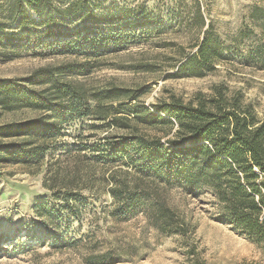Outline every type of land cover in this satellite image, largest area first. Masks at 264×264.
<instances>
[{
    "label": "trees",
    "instance_id": "trees-1",
    "mask_svg": "<svg viewBox=\"0 0 264 264\" xmlns=\"http://www.w3.org/2000/svg\"><path fill=\"white\" fill-rule=\"evenodd\" d=\"M102 6L97 0H0L1 58L23 51L75 58L24 78L0 79V111L36 114L0 124V176L8 165L40 172L69 124L85 118L108 122L111 131L100 143L77 148L72 170L59 167L50 174L49 190L64 189L74 197L75 190L106 189L116 219L145 214L161 233L178 235H187L189 227L164 193L170 188L193 197L210 193L218 221L264 251V120L241 92L230 93L225 85L189 102L172 97L151 106L129 89L88 88L79 79L89 77L101 57L168 29L148 7L106 13ZM193 7L189 27L197 38L173 66V77L204 78L232 63L242 45L249 47L244 61L264 70V0L250 8V26L231 39L217 31L199 1ZM190 256L189 264H202L193 250ZM117 263L112 252L85 259Z\"/></svg>",
    "mask_w": 264,
    "mask_h": 264
},
{
    "label": "rangeland",
    "instance_id": "rangeland-1",
    "mask_svg": "<svg viewBox=\"0 0 264 264\" xmlns=\"http://www.w3.org/2000/svg\"><path fill=\"white\" fill-rule=\"evenodd\" d=\"M196 1L227 39L250 26V8L263 4V0H97L106 13L148 7L168 29L101 57L94 72L79 81L93 90L113 85L132 90L149 106L172 97L189 102L199 93L209 96L215 86L225 85L230 93L241 92L245 104L264 120V70L244 61L247 46L242 45L232 63L218 66L204 78L173 77V66L184 52L191 51L189 46L197 38L189 27ZM37 54L40 52L23 51L14 59L0 57V79L24 78L40 67L75 60ZM35 116L29 111H0V124ZM109 131L108 122L75 121L66 127L37 174L20 165L3 168L0 264H85L87 257L107 252L119 258L117 264H189L192 250L202 264H264L261 247L218 221L219 208L210 193L193 197L177 188L164 193L189 227L187 235H178L161 233L145 214L116 219L112 215L115 201L106 189L75 190L74 197L67 196L64 189L49 190L46 181L50 174L59 167L72 170L77 148L100 143Z\"/></svg>",
    "mask_w": 264,
    "mask_h": 264
}]
</instances>
